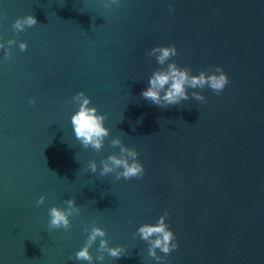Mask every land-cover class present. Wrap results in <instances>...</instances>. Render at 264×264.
Instances as JSON below:
<instances>
[{"label": "water", "instance_id": "95a60500", "mask_svg": "<svg viewBox=\"0 0 264 264\" xmlns=\"http://www.w3.org/2000/svg\"><path fill=\"white\" fill-rule=\"evenodd\" d=\"M29 14L37 24L14 32ZM9 39L10 57L0 49V264H88L75 253L93 223L126 252L97 261V239L92 264H160L133 234L165 209L178 244L166 264H264V0H120L111 10L103 0H0V43ZM171 44V61L193 75L219 65L229 84L219 95L188 89L189 100L168 108L142 98L161 67L146 52ZM79 91L107 116L100 152L74 136ZM117 136L137 151L143 178L99 176ZM92 159L97 173L84 171ZM69 198L80 214L67 232L49 230L48 209Z\"/></svg>", "mask_w": 264, "mask_h": 264}, {"label": "clouds", "instance_id": "9594fccd", "mask_svg": "<svg viewBox=\"0 0 264 264\" xmlns=\"http://www.w3.org/2000/svg\"><path fill=\"white\" fill-rule=\"evenodd\" d=\"M113 6L119 7L120 0H103L104 8L111 10ZM169 10H172L171 6H169ZM36 24V18L29 14L15 19L12 23V29L18 34ZM6 43L8 47H5L4 43H0V49H4L5 59L10 57L11 46L16 41L15 39H9ZM26 48L27 44L21 41L19 43L20 51H25ZM177 55V49L174 44L167 46L156 45L146 52V56L155 57L156 63L161 67L154 70L149 76V86L141 92L142 98L161 108H168L169 106L180 105L182 101L189 100L188 89H204L208 87L214 94L219 95L225 86L229 84L227 74L219 65L211 66L193 75L189 67H181L175 61H171V58ZM148 62L151 63V59ZM165 65L166 67H164ZM190 95L197 101H205V97L198 91H192ZM71 102L78 105V109L70 117L76 140L80 142L83 148L91 147L94 151L100 152L104 147L105 139L110 135L109 129L104 125L107 119L106 114L99 113L95 106H90V98L83 91L77 92L71 98ZM28 103L34 105L36 100L29 98ZM109 144L112 147H118L119 152L110 154L99 161V176L103 177L112 173L117 181L121 178L125 180L143 178L145 169L137 159V151L134 148L126 147L119 136L113 137ZM97 170V162L94 159L89 160L84 168L85 172L90 171L91 173H97ZM45 199V196L41 195L36 200V204L38 206L42 205ZM64 204L67 207L61 208L53 205L48 209L47 228L49 230L64 229L67 232L71 228L69 217L80 214L81 208L75 204L74 198L66 199ZM168 216L169 213L165 209L163 215L158 218L155 224H142L137 228L136 233L133 234L134 237L138 234L140 239L147 243V255L160 262V264H166V257L178 248V244L175 242V234L165 222ZM83 231L87 233V237L83 246L75 253L76 260L92 264L93 255L89 249L97 239H99V245L96 248L97 255L95 260L103 262L105 253L114 259L125 255L126 248L124 246H109L108 240L105 239L106 232L104 228L93 223L90 229L89 226H84ZM157 249L164 256L157 255Z\"/></svg>", "mask_w": 264, "mask_h": 264}]
</instances>
